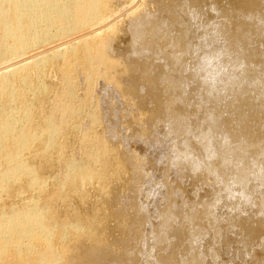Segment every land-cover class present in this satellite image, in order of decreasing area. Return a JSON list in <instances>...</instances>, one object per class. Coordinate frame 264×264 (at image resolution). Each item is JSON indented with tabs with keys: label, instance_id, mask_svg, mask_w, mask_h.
Returning a JSON list of instances; mask_svg holds the SVG:
<instances>
[{
	"label": "bare ground",
	"instance_id": "6f19581e",
	"mask_svg": "<svg viewBox=\"0 0 264 264\" xmlns=\"http://www.w3.org/2000/svg\"><path fill=\"white\" fill-rule=\"evenodd\" d=\"M109 1L0 0V264H148L149 262L153 264H204L205 262L203 259L205 251H195L193 243L199 237H205L206 229L203 227H195L194 231L188 229L197 220L198 213L195 212L197 209L194 211V209H185L184 205H179L176 202L177 199L175 200L178 197L177 191L163 178L160 183L165 188L164 208L154 209L153 215L150 216L152 213L148 214L147 207L137 201L143 185L141 188H136L135 185L133 188L130 187L131 194L126 197V193V198L120 199V202L124 198L128 199L127 202L130 205L124 200V206L125 208L131 206L132 209H130L131 207L126 208L124 213L125 210H132L131 217L127 213L124 216L121 209L115 212L121 206L118 205L120 202L115 205L118 206L114 210L118 217H115L122 221L117 226L122 227L123 230L119 231H123L127 237L115 241L117 247H120L117 252L114 251L115 248L112 244L105 242V239L103 241L94 237L95 234L89 232L90 227L79 222L70 223L72 220L66 222L67 219H65L61 222L58 219L49 204L50 195L47 196L49 190L46 187L47 180H43L39 176V170L32 164V160L37 155H34L32 159L30 157L33 154L39 155L40 152H42L40 155L44 156L58 149L59 136L71 129L68 127L71 116L73 117L75 114L77 118L76 114L83 112L74 107L77 91L74 87L72 72L73 67L76 66L77 73L79 69L77 65L82 66L81 75L85 86L91 84L94 86V77H104L103 79L109 80L112 88L104 89L103 92L107 98L121 96L133 103L145 88H149L153 100L157 103V111L148 116L149 128H147V132L144 131L146 132L145 136L142 135L144 139L140 137V142L143 140L142 142L147 147L156 144L155 139L154 142H151L148 138L153 135V129L156 131L158 128L156 130L155 128L162 122L161 120H164V123L167 124L168 137L171 136L175 140L174 142L170 138L174 142H172V148L175 151H167L166 155H162L159 160H167V167L172 168L180 176L184 174V169L194 176L197 172H200L198 175L203 172L214 175L217 179L219 178L217 181L221 183H218L220 185L218 192L231 196V200L236 194L242 203H252L256 198L254 197L255 191L248 188L250 180L264 182V79H262L264 76V53L258 51V46L253 47L257 39H264V14L257 12L258 7L264 8V0L260 1L262 3L260 6L253 3L252 5L242 4L240 12L231 14L228 12L229 18L235 24L234 32L225 31L224 28L222 31L212 30L216 36H223L225 41L218 49L213 46L215 37L209 39V48H202V56L197 61L198 69L189 79L169 73L168 70L169 67L175 68L178 65L179 56L191 49L186 28L179 17L181 13L188 11L185 5L161 2L156 7L159 14L164 13V16L160 18L155 13L140 9L142 5L140 3L143 0H131L129 5L111 14ZM123 19L129 21L127 33L130 34L131 40L128 47L130 54L126 52L128 55L116 53L110 42V37H112L110 34L114 31L116 24ZM232 24H229L230 27ZM229 25L227 26L229 27ZM177 27H181L182 31L173 37L172 32ZM219 28L221 29V27ZM105 33H108L107 37H103ZM148 36L152 37L151 41L149 39L147 41ZM170 36L172 39L171 50L169 53H165L159 46L163 39ZM112 53H116L115 59H113L115 61L111 59L114 57ZM150 57L160 58L161 66L166 70L151 77L152 65L147 66L148 69L145 66V62ZM226 57L231 59V67L229 66L228 70L224 69L220 73L216 70L215 65L222 64ZM48 67L58 69L61 87L57 90L58 95L54 94L55 96H53L55 99H53V104L51 103V109L46 112L43 110L42 113L41 107L35 105L38 101H34L35 104H33L28 96L33 95L36 91L39 94L49 92V87L41 82L43 77L45 79L46 75H43ZM134 73H140L144 82L135 80L132 76ZM35 82L41 83L37 90H34V87H37V84L33 86ZM194 82L197 83V93L201 96L196 101L197 103L192 105L188 102L185 91L188 87L187 84ZM161 87L165 88L166 95H171L163 102L158 95L154 94V91H159ZM86 90L89 92V88ZM95 93L92 91V94ZM100 95L102 96V94ZM38 97H42V95ZM105 98L102 97V99ZM171 100L176 103L180 102L179 110L171 107ZM83 108L85 109V105L82 106ZM72 109L73 111H70ZM114 110L111 111L112 114L105 113V111H101L102 113L92 112L91 117L88 116L91 118V128L93 127L94 130L95 124L107 123L109 117L116 118L117 112L116 109ZM251 119L252 121L257 119L258 124L255 125ZM251 122L255 125L254 127L252 124L250 125ZM104 126L105 135L100 140L102 142L91 147L90 157L96 161L101 159L100 155L107 149L108 142H113L114 145L117 142H122V145L125 146H127L126 142L128 145L130 142L122 137V139H118L116 130L111 125L104 124ZM91 128L84 129V138L89 136ZM189 136L195 138L192 141L196 140L193 144H198V152L196 151L197 146L192 145ZM137 140L139 141L138 138ZM113 144L111 145L113 146ZM124 149L126 150V148ZM127 156L123 159L125 168L129 166L134 176L143 174L142 166L139 165L141 162L143 165V161H139L137 164L138 161L135 163L132 158L131 160ZM75 161L69 159L64 165L66 174L60 178L52 179L54 188H56L54 195L57 199L64 195L69 184L74 185L76 182H79L78 186L81 190V193L77 192L82 194V190L85 192V188L83 189L80 184L87 185L86 183L91 181L94 176L95 172L92 171V167L89 169L87 164L86 167L81 165L80 161ZM133 178L135 177L130 180ZM129 185L132 186V184ZM75 194L77 193L75 192ZM218 194L217 196H219ZM41 195L43 196L41 197ZM82 195L80 196L82 197ZM217 196L216 194L212 196L215 203H218L216 202L218 200L215 199ZM218 204H215V207ZM212 205H205L202 214L206 221L208 219L209 228L207 229L215 230V235L221 236L222 234L219 235L220 228L227 230L233 228L237 221L231 220V217L228 220L227 217L228 221L223 222L221 217L219 218L211 211L215 208L213 206L211 209ZM258 212L260 217L264 216V198H260L258 202ZM138 220L144 223H150L151 220V222L157 221L158 224L149 238L146 239L143 234L140 236L136 231L135 223H138ZM177 220L181 223L184 222L181 227L174 226ZM238 221L243 223V220ZM260 222L264 224V217ZM194 223L196 224V222ZM149 226L151 227V225ZM186 229L190 233L186 234L184 232ZM145 233L148 234L146 231ZM120 234L122 235V233ZM81 237L89 239L90 246L85 247L79 240L82 239ZM239 240L241 241V238ZM198 241L200 240L198 239ZM110 242L112 243L111 240ZM149 242H151V246ZM261 242L264 250V239ZM197 243L201 242H196V245ZM249 246L252 247V245ZM70 248L77 251H74L75 255L69 256ZM253 249H242L244 252L239 254L238 259H235L239 261V264L246 257L252 259V264H264V256L260 260L252 257ZM209 252L212 264H221L218 259L222 253L221 249L212 247ZM207 261L208 259H206Z\"/></svg>",
	"mask_w": 264,
	"mask_h": 264
},
{
	"label": "rangeland",
	"instance_id": "374dc122",
	"mask_svg": "<svg viewBox=\"0 0 264 264\" xmlns=\"http://www.w3.org/2000/svg\"><path fill=\"white\" fill-rule=\"evenodd\" d=\"M110 1H109V5L111 6L110 11L112 14V13H115V11H118L121 8L129 5L128 3L131 0H110ZM257 1H259L258 2L259 4L257 3ZM260 1L261 0H162V1L161 0H145V1L143 0L140 3V4H142L140 6L141 7L140 9L143 11L147 10L149 12L155 13L157 15V17L160 16V18H161L164 16V13L159 14L158 9L156 8V7H158L159 4H161V2H163V3L167 2V4L172 3L173 5L178 4V5H185L186 6L188 11L186 10L187 12L181 13L179 15V17H181L182 24L186 28V32L188 34L189 45H190L191 49L187 52L182 53L179 56V60H178L179 66L177 65V66H175V68L169 67L168 70H169V73L171 72L175 75H180L184 78L189 79V77L198 69V66H197L198 62L197 61L202 56V53H203L202 48L203 47L204 48L206 47L205 49L209 48V46H208L209 39L215 37V41L213 43L214 48L218 47V49H220L224 43V41H225L224 37L223 36L222 37L216 36L213 31L214 30L222 31V29L224 28V30L226 29L225 31L234 32L235 24L233 21H231L232 19L229 18L228 14L229 13L230 14L235 13L237 11L240 12L242 4H244V5L251 4L252 5V3H253L255 5L260 6L262 4ZM179 7H181V6H179ZM261 7L262 6L257 8V12H261L262 14H264V8L262 9ZM187 14H189L190 17ZM123 20L116 24L114 31L110 34V36H112V37H110L111 47L114 51H116V53L118 52V53L126 54V52H128L130 54V49L128 47L130 44L131 37L129 36L130 34L128 35V33H127V26H128L129 21H128V19L127 20L123 19ZM226 22H228V23L226 24ZM229 22L231 24L233 23L231 25L232 27H230ZM217 25H218V27H221V29L220 28L218 29ZM223 25H224V27H223ZM227 25H229V27ZM214 28H216V29H214ZM181 31H182L181 27L175 28L172 32L173 37H175L177 34H180ZM103 35H104L103 37H107L108 33H105ZM262 36H263V34H262ZM148 37H147V41H148V39H149V41H151L152 37L151 36H148ZM171 40H172L171 36L166 37L160 43L159 47L165 53H169L171 50V48H170ZM256 41L257 42H254L256 44H253V47L258 46L259 47V48L257 47L258 51L264 53V48H263L264 39H257ZM116 53L115 54L112 53V55H114V57L111 58L112 60L115 59ZM126 55H128V54H126ZM154 58L155 57H152V58L150 57V58H148L147 62H145L146 63L145 66L147 69H148L147 66L152 65V67H153L151 77H155V76L163 73L166 70L163 66H161V59L160 58L154 59ZM113 61H115V60H113ZM230 61H231V59L229 60V57L224 58L222 64L215 65L216 70L220 73H222L224 71V69L228 70L231 67V63H232V61L231 62ZM188 65L190 66L189 68H188ZM77 67L79 68L77 70V73H76V69H77L76 66L73 67V72L75 71L74 74L72 72V76H74V78H73V82L75 85L74 87H75V90L77 91V92L75 91L77 93V94L75 93V95H77L76 99L78 101L77 102L75 99L74 107H76L79 110H82L83 112H81V114H76L77 118L75 117V114L73 115V117L71 116L72 119L70 118V121L68 124V127H70L71 129H69L68 131H65L64 134L59 136V139L57 140V143H58L60 149L58 148L56 150H53L52 152H50L49 154L44 155V156L43 155L41 156L40 153L42 154V152L39 153V151H38L39 155L32 153L33 156L30 157V159H32V158H34V155L35 156L37 155L34 158L35 160L34 159L32 160V162H33L32 164L34 166H36L37 170H39L38 171L39 176L41 178H43V180H45V179L47 180V186L46 187H47V189H49L47 191V193H48L47 196L50 195L49 196V204H51L53 211L56 213L58 219H60L61 222L65 221V219H67L66 222L67 221L69 222L72 220L70 223H72L74 221L73 223L79 222V223L84 224L85 226H88V228L90 227L89 232L90 233L92 232V234H95L94 237L99 238L103 241L106 240L105 242L112 244L113 248H115L114 251L117 252L120 249V247H117L118 245H116L115 241L117 242L118 240L123 239L124 237L125 238H127V237L123 231H119L120 229L121 230H123V229L121 226H117V225H120V223L122 221L120 220V218L118 220L117 213H115V212H117V210L119 211L121 209L120 211H122L124 213V209H126V208L128 209L129 207H131V206H129V207L125 208L124 202H123L125 200L126 201L125 203L129 204L127 202L128 199H125V198L128 197L129 194H131L130 187L133 188V186L135 185L136 188L137 187L141 188L143 185V187L140 189V195L137 198L139 200H137V201L139 203L140 202L143 203L147 207L148 214L152 213V214H150V216H151V215H153V212L155 211L154 209L159 208V210H160V209L164 208L163 207L164 206L163 205V203H164L163 197L165 194V188L161 185L160 182L165 179L164 181H166V183H168L170 186H172L174 188L175 191H177L178 197H176L175 200L177 199L176 202L179 205H182V206L184 205L185 209L190 208V209H194V211L197 209L195 212H196V214L198 213L199 217L197 216V220L194 221V222H196L197 226L193 222L191 227L190 228L188 227V229H190V230L192 229L191 231H194L195 227H197V228L203 227L206 229V232L204 234L205 237L201 236V238L200 237L198 238L200 241H198V239H197L193 243V245H195L194 246L196 249L195 251H199V250L205 251V253H203L204 254L203 259L205 260L204 264H212V261H210L212 259H211V255L209 252L212 249V247L221 249L222 253L219 256L220 258H218L219 262L221 264H226V263L227 264H231V263L232 264L233 263L239 264V261L237 260L239 257V254L244 252L245 249H253L254 248L253 250H255L256 247H258V246L259 247H258V249H256V251L252 250V253H253L252 257L254 259H257V260H260L261 258H263L264 250H263V245H262L261 240L264 239L263 238V236H264V227H263L264 224H262L260 221L264 216L260 217V214L258 212V202H259L260 198H264V195H263L264 194V182L257 181V180H255V181L250 180L248 188L250 190L255 191L256 194L254 197H256V198L253 201L254 203L253 202L252 203H245V202L242 203L239 200L240 197L236 196V194H234V197H232L233 199L231 200L230 199L231 196L229 197V196H226L225 193H222L220 191L218 192V190L220 188L219 184H221V183H220V181L219 182L217 181L219 178L217 179V177H215L214 175H209V174H206L205 172H203L204 174L201 173V175H202L201 176V175H198V174H200V172H197L195 174L196 176H194V174H192L190 172H186V170L184 169L183 170L184 174H182L183 172L181 173L183 176L182 175L180 176V174H177V172H175L172 168L170 169V167L169 168L167 167L168 166L167 160L166 161H162V160L160 161L159 160L162 155L163 156L166 155L167 151H175V149L172 148V146H173L172 142L173 141L175 142V140H173L171 138V136L168 137L169 135H168L167 130H166L167 124L164 123V120H161L162 122L159 123V125H158L159 127L157 126L155 128V130L158 128L156 131H154V129H153V135H151L149 138L146 137V138H148V140L150 139L151 142H154V139H155L156 144H154L150 147H147L142 142L143 140L140 142V140H141L140 137L142 139H144V137L142 135L145 136V133L148 131L147 128H149V125H148V118L149 117L148 116L150 115V113L152 114L153 112L157 111V103L153 100L152 94H150L151 92L149 91V88H145L144 89L145 91L143 90L140 93L141 97L139 96V98L134 99L133 103L130 100L128 101V99L126 97L123 98L121 96L120 97L107 98L106 96H104L103 92H104V89H110V87L112 88V84L109 82V80H107L106 78L103 79L104 77L103 78L102 77H94L93 81H95V83L93 82V84H95V85L97 84V86L95 87V85L93 86L92 84L88 85L89 87L85 86L86 84L84 83L83 76L81 75L82 74V69H81L82 66L77 65ZM74 68H75V70H74ZM46 72L43 75V76L46 75L45 79H43L44 78L43 77L41 82H44L49 87V92H47L46 94H43V93L39 94V92L36 91L33 95L28 96L29 99L33 102V104H35V102L38 101V103H36L35 105H36V107H39V108L41 107L42 113L44 111L46 112V110H48V109H51L50 107L53 104L52 103L53 99H55V97H53V96H55L54 94H56V96L58 95L57 90L61 87L60 75H59L58 69L56 70L55 68L48 67ZM235 73H237V72H235ZM134 74L132 76L134 77L135 80L144 82V80H143L144 78L141 76L140 73H137V74L134 73ZM76 76L77 77L79 76L78 77L79 79ZM94 79H96V80H94ZM262 79H264V76L262 77ZM97 81H99V82L97 83ZM77 82H78V85H76ZM189 82H190V80H189ZM34 84H33V86H36L37 83L35 82ZM40 85H41V83L38 82L37 87H34V90H37L38 86H40ZM187 85H188V87L186 89L187 92L185 91V93H187L186 94L187 100L190 104L194 105L197 103L196 101L199 100L200 96H201L200 94L197 93V89H198L197 83L196 82H194L193 84L188 83ZM194 85H195V88H194ZM91 87H92V89H91ZM87 88H89V92H88V90H86ZM93 89L94 90L96 89V90L94 91ZM85 90H86V92H84ZM91 90L93 91V93H95V92L96 93L98 92V93L97 94L95 93L96 95L92 94ZM40 92H41V90H40ZM49 93H51V94H49ZM165 93H166L165 88H163V87H161L159 89V91H154V94L158 95V97L161 98L162 102L164 100L169 99V97L171 96V95H166ZM36 94L37 95L39 94L38 96L42 95V97H38ZM100 94H102V96ZM89 95L90 96L92 95V96L90 97ZM33 96L36 99H32V98H34ZM86 96H87V98L89 97V99H87ZM93 97H94V99H93ZM102 97L103 98L106 97L107 99L106 98L102 99ZM83 98L86 100V102ZM90 98H92V99H90ZM96 98H97V100H96ZM49 100H52V101H49ZM91 100H92V102H91ZM42 104H43V106H41ZM84 105H85V109L83 108L84 109L83 110L82 106L84 107ZM171 105H172L171 107H173V109L179 110V108H180V102L176 103L175 101L171 100ZM74 107H73V109H74ZM113 107H114V109H116V112H117L116 118L117 119L113 118V117H109V118H107L108 119L107 123L105 122L104 124L111 125V127L115 128L118 139L124 138V139H126V141L128 139L130 142H129V145H128V142H126L127 146L122 145V142H117V143H115V145L113 144V142L112 143L108 142L107 143V149L105 150V152H102L100 155L101 159H99V161L98 160L96 161L95 159H91V157H90L91 156L90 155L91 147L94 144L97 145V144H99V142H102L100 140L105 135V131H104L105 128H103L104 124L99 123L97 125L96 124L94 125L95 127L93 130V127L91 128L92 124L90 123L91 118H89V117H91L90 114H92V112L102 113L105 111V113L112 114L111 111H115L113 109ZM73 109L70 111H73ZM114 120H116V121H114ZM256 120L252 121V119H251V121L255 125H256V123L258 124V121H256ZM252 122L250 123V125L252 124ZM254 124H252L253 127L255 126ZM232 125H234V124H232ZM165 126H166V128H165ZM85 128L86 129L91 128L93 130V132L91 130L92 133L90 132L89 136H87V138H84V136H83V131H85L84 130ZM144 131H146V132H144ZM138 134L140 136H137ZM135 135H136V138H134ZM152 136L155 138H153ZM137 138L139 139V141L137 140ZM189 138H190V136H189ZM194 139L195 138H193L191 136L190 141L192 142L193 146H197L198 145L197 143L193 144V142H196V140L192 141ZM134 141H136V142H134ZM111 144H113V146ZM123 147L126 148V150ZM34 149L36 150L37 148L35 147ZM169 149H171V150H169ZM198 149L199 148L197 146V149H196L197 152H198ZM124 150L126 152L128 151L129 154L131 153L130 154L131 156L128 153H125ZM113 154H115V155H113ZM48 155L49 156L52 155V156H50L51 158ZM121 155H123V156H121ZM125 156H127L130 159L132 158L133 160L132 159L131 160L134 161L135 163L138 161L137 164H139V161H143L144 164L141 165V163H142L141 162L139 165H140V167L142 166L141 169H142V172H144V173L138 174V176L136 174L138 179L136 176H134V173L129 168V166H128V168H125V164L123 161V159H125ZM69 159L70 160L71 159L76 160L75 162L80 161L79 163L80 164L82 163L81 165L86 166V167L88 165L89 169H90V167H92V171L95 173H94V176L91 180L92 182L89 181L91 184L89 182H87V183L85 182L87 185H85V184L81 185L80 184V186L83 189L85 188L84 189L85 192H83V190H82V194L84 193L83 195H85V196H83L82 194H78V192L81 193V190H80V187L78 186L79 182H76L74 185L69 184L67 186V189L64 192V195L66 194L65 197L63 195L60 199H57V197L54 195L56 188H54V184H53L52 179L60 178L61 176H64L66 174L65 169H64V167H65L64 165L67 161H69ZM88 159H91V160L89 161ZM93 160H95V161H93ZM86 161H88V162H86ZM213 162L216 163V161H213ZM104 166H105V168H104ZM131 171L133 173V176H131V174H132V173H130ZM164 174H165V176H164ZM132 177H135L136 179L133 178L134 179V180L132 179L133 181L130 180V178H132ZM193 177H195V178H193ZM208 177H209V179H208ZM162 178H163V180H162ZM145 181H146V183H145ZM158 181H159V183H158ZM213 181H215V182H213ZM131 182H133V183H131ZM129 184H132V186ZM127 185L129 186V188ZM70 186H75L76 188L70 187ZM124 187H125V189H124ZM232 188L234 189L235 187L233 186ZM125 190L128 191L129 193L126 192ZM75 192L77 194H75ZM126 193H127V196L125 197ZM214 193L216 194V196L219 193L218 194L219 196H217L218 198L215 197V199L218 200L216 202H218L219 204L215 203V200L212 197L215 195ZM259 193H260V195H259ZM78 195L79 196L82 195V197H84V198H82L81 196H80L81 197L80 198ZM42 196L43 195H41V197ZM259 196H261V197H259ZM122 197H125V198L123 201L120 202V199L121 200L123 199ZM115 200H117V201H115ZM118 202H120L118 205H121V206H119V208H118V206L117 207L115 206V205H117ZM239 203H240V205H239ZM127 204H125V205L128 206ZM211 204H213L211 209H213V206L214 207L216 206L215 204H218L217 207H215L216 209L214 208L211 211H213L219 218L221 217L220 219H222L223 222L225 220L228 221L230 219V217H231V220L234 219L235 222L237 221L236 225H234V227H233L235 229H233L231 227L228 229L229 230L228 231L227 229L220 228L221 231H220L219 235L222 234L221 236L215 235V230L207 229V228H209L208 227V219L206 221V218L202 214V212L206 207L205 205L208 206ZM256 204H257V206H256ZM200 206H201V208H200ZM232 206H233V208H232ZM121 207H124V208L122 209ZM116 208H118V209H116ZM111 209H113V212L116 209L114 212L115 214L113 212H111L112 211ZM130 209H132V207ZM130 209L127 211L125 210L124 216H126V213H127V215L129 214L128 216L131 217L132 210H130ZM228 209H229V211H228ZM258 214H259V216H258ZM115 216H117V217H115ZM240 218H242V219H240ZM155 220L158 221V219H156V218H155ZM155 220H153L154 222H151L152 221L151 220L150 223H147V222L144 223L141 220L140 221L138 220L139 222L135 223V225H137L136 231H138V234L139 235L143 234V236L146 237V239L149 238L153 234V232H154L153 230L157 226L156 224H158L157 221H155ZM238 220H243V223L238 221ZM117 221H119V222H117ZM183 223H181V222H179V220H177L176 223L174 224V226L175 227H177V226L181 227V225ZM140 225H142V227H140ZM149 225H151L152 228ZM242 225H243V227H242ZM144 226L145 227L149 226V227L145 229ZM238 226H240V227H238ZM251 228H253L254 230ZM149 229H151V230H149ZM188 229H186V231H184V232H186V234L190 233V232H187V231H189ZM144 230L146 232H148V234L145 233ZM208 230H210V231H208ZM230 230H232V231H230ZM93 232H95V233H93ZM120 233H122L123 236ZM203 237H204V239H203ZM218 237H219V239H218ZM81 238L83 240L82 239H79V240L81 241V243L85 247L90 246L91 241L89 242V239L83 238V237H81ZM240 238H241V241L239 240ZM215 239H217V240L215 241ZM244 239H246V240H244ZM110 240L112 241V243L110 242ZM137 240H135V241H137ZM196 242H201V243H199V244L197 243V245H196ZM214 242H216L217 244ZM150 243L151 242H149V245H150ZM257 243H259V244H257ZM249 245H252V247ZM259 248L261 249V251ZM242 249H244V250L242 251ZM71 250H73V249L70 248V250H69L70 255L69 256L75 255L77 251L76 250L71 251ZM74 251H76V252H74ZM236 251H237V253H236ZM235 258H237V259H235ZM206 259H208L207 262H206ZM247 259H248V257H246L244 261L242 260L241 264H250V263L252 264V259L249 258L250 261H249V259L248 260ZM148 264H153V263L149 262Z\"/></svg>",
	"mask_w": 264,
	"mask_h": 264
}]
</instances>
